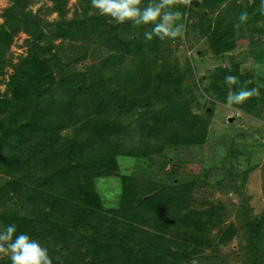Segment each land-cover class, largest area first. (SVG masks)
<instances>
[{"label": "trees", "instance_id": "16d2710c", "mask_svg": "<svg viewBox=\"0 0 264 264\" xmlns=\"http://www.w3.org/2000/svg\"><path fill=\"white\" fill-rule=\"evenodd\" d=\"M10 1L4 26H0V57L12 44L17 28L30 37V48L13 65L6 96L0 99L1 196L7 197L5 202L19 201V207L6 204L0 215L5 227L14 224L17 234L38 240L48 249L53 264H190L191 259L209 253L221 259L222 246L236 237H240L238 247L228 253H239L238 259L244 261L238 264H264V213L253 215L251 209L241 207L236 212L238 220L226 224L229 215H223L227 213L224 204H214L207 208L205 219L198 208L184 212L192 196L186 184L171 186L157 178L160 182L154 186L144 178L153 159L165 155L164 163H170L173 156L165 154L167 149L203 145L208 134L206 120L176 108L171 70L154 52L160 39L146 41L144 34L136 38L132 24L124 25L134 29L126 37L123 25L109 22V17L91 7V0H82L93 10L92 15L84 10L86 21H96L92 23L95 31L103 24L96 37L108 47L96 64L76 68L52 47L41 45L51 40L43 29L51 23L28 8L29 0ZM50 1L61 17V35L89 34L90 25H82L83 18L65 24L61 0ZM259 1L192 0L191 7L179 8L190 14L188 23H196V8L206 7L212 16L217 12L210 19L198 20L201 34L219 56L238 46L235 30L243 23L241 13L248 14L249 27H257L259 12L253 8ZM139 28L148 31V26ZM79 49L75 48L76 62L88 56L98 58L96 51ZM244 87L258 88L259 95L233 105L251 114L264 104V90L246 76L233 84L232 91ZM228 92L225 87L217 93L227 99ZM123 159L143 167L126 172ZM164 172L170 174L167 169ZM106 177H116L121 187L120 205L112 219L97 189V181ZM212 221L219 229V240L215 236L214 244L205 238L200 245L199 236L212 234ZM137 236L135 243H128ZM79 238L93 243L91 259L76 247ZM208 249L211 252L205 254ZM0 264L11 262L1 256Z\"/></svg>", "mask_w": 264, "mask_h": 264}, {"label": "rangeland", "instance_id": "374dc122", "mask_svg": "<svg viewBox=\"0 0 264 264\" xmlns=\"http://www.w3.org/2000/svg\"><path fill=\"white\" fill-rule=\"evenodd\" d=\"M61 3L66 11L67 23L65 24L72 25L73 19L83 18L82 25H90L89 34L81 33L77 38H73L71 34L64 37L59 33L58 20L61 17L54 11V4L50 0H29L28 8L44 21L47 20L51 23L43 29L49 34L52 41L45 40L41 45L47 44L52 47L51 50L58 51L64 62L70 59V64L76 68L83 66L84 69L85 66L96 64L102 57H105V53L102 51L107 50L108 47L104 43L100 44V39L96 37L100 35L99 31L103 24H100V28L95 31L96 27L92 23H96V21H86L88 17H84V10L88 12V15L89 13L92 15L93 10L90 11L87 3L82 0H61ZM147 3L148 0H144V5ZM10 4V0H0V26H4L5 10ZM239 4L247 5L246 3ZM253 9L255 13L259 12L257 17L255 15L257 27L251 28L247 22L240 23L238 30H235V33L238 32V46L220 54L221 56L212 51L211 42L208 41L205 34H201L202 22L198 19L202 16L204 19L205 16L210 19L212 14L206 7L196 8V14H194L197 15L196 23H188L187 19L190 14L185 12L182 16L185 30L183 36L173 42L171 41L173 39L170 38L157 41L154 48V52L161 60L165 61L164 66L171 70L175 81L174 89L177 91L174 99L176 108L191 111L206 120L208 134L203 145L167 149L165 154L173 156L170 163H164L165 155L153 159L149 165L151 170L144 178L152 180L154 186L163 179L171 186L186 184L192 196L184 212L198 208L200 209L199 216L205 219L209 215L206 211L209 205L216 204L221 207L220 204H224L227 213L223 212V215H229L225 220L226 224L234 219L238 220L236 212L241 207L251 209L253 215L260 216L264 213V104L252 111L251 114H245L234 105L228 106L227 99H222L223 96L217 93L225 87L232 91L233 85L225 82V77L228 75L237 77V83L241 81L242 77L251 76L254 83L264 90V8H262V0L257 2ZM216 14L217 12H213L211 17ZM111 23L116 24L114 21ZM131 24L128 22L122 26L126 37L128 33L134 31L129 28ZM105 28L109 30L110 26L106 23ZM68 29L69 27H66L65 30ZM135 29L134 36L142 39L143 29ZM150 30L151 27L148 26V31ZM16 31L9 49L0 57V99L6 96L10 76L14 73L13 65L18 63L20 57L26 56L30 48V37L26 32L21 28H17ZM102 31L100 32L102 33ZM85 37L92 39V42H89L90 40ZM105 37L106 35L103 38ZM79 46L83 49L84 47L88 48V51H96L94 57L98 58L88 56L82 62L74 61L73 58L76 57L78 51L80 52ZM75 48L78 51H75ZM124 160L121 161L122 169L126 172L141 170L143 167L140 164L131 165ZM164 165L166 166L163 167ZM165 169L170 174L167 175L164 172ZM1 182L0 189L3 185ZM97 189L101 193L106 213L112 219L114 217L113 210L119 208L121 200L119 181L116 177L101 178L97 181ZM6 198L1 196L0 190V215L4 212L6 204L19 207L17 199L5 202ZM211 225L213 230L212 234L208 233L209 237L199 236L202 232L197 233L200 245L204 244L205 238L208 239V242L212 240L214 244H216L215 236L219 240V229L215 228L214 221ZM4 228L5 225L0 220V231ZM79 232L85 233V230L81 229ZM101 237L103 236L100 235V240H103ZM137 239L138 236L128 243H135ZM239 240L240 237H236L231 244L222 246L221 259H218L217 255H211L209 253L211 251L208 249L205 254L209 253L210 256L198 258V260H196L198 256H194L196 259H191L190 264H221L223 260H226L228 264L243 262L244 259H238L239 253H228L231 248L238 247ZM77 242L76 247L79 250L83 249L84 253L88 254L87 259H91L93 243L86 244L82 238L77 239ZM245 243L247 241L244 240L243 244ZM51 244L53 245V242ZM87 246L91 250H88Z\"/></svg>", "mask_w": 264, "mask_h": 264}, {"label": "clouds", "instance_id": "9594fccd", "mask_svg": "<svg viewBox=\"0 0 264 264\" xmlns=\"http://www.w3.org/2000/svg\"><path fill=\"white\" fill-rule=\"evenodd\" d=\"M181 5L191 7L192 0H148L146 5L144 0H91V7L99 15L109 17L110 22L121 25L131 22L134 28L151 26V30L144 33L146 41L154 37L163 41L183 36V13L179 10ZM247 19L246 12L240 14L241 22H246ZM225 82L233 85L238 80L237 77L228 75ZM254 95H259L258 88L249 90L244 87L238 92L230 90L227 105L242 104ZM0 256L7 257L11 264H53L48 249L26 233L17 234L14 224H9L0 231Z\"/></svg>", "mask_w": 264, "mask_h": 264}, {"label": "water", "instance_id": "95a60500", "mask_svg": "<svg viewBox=\"0 0 264 264\" xmlns=\"http://www.w3.org/2000/svg\"><path fill=\"white\" fill-rule=\"evenodd\" d=\"M145 198H147V197H145Z\"/></svg>", "mask_w": 264, "mask_h": 264}]
</instances>
